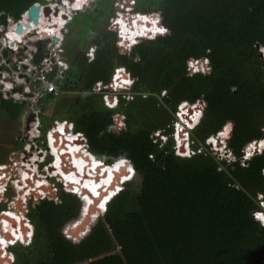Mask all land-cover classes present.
I'll return each instance as SVG.
<instances>
[{
    "label": "trees",
    "instance_id": "1",
    "mask_svg": "<svg viewBox=\"0 0 264 264\" xmlns=\"http://www.w3.org/2000/svg\"><path fill=\"white\" fill-rule=\"evenodd\" d=\"M36 2L46 0H0V12L18 20ZM114 2L100 0L93 11L74 15L71 24H82L84 47L52 114L47 104L55 96L39 100L45 103L41 130L45 135L54 120L72 122L104 163L129 161L140 187L123 186L135 174L128 178L133 169L125 161L115 164L122 188L89 233L73 240L64 228L78 218L82 200L56 182L57 199L30 203L36 221L30 236L28 223L22 221L20 230L10 224L14 241L25 237L15 264H264V226L254 217L261 209L258 195H264V0H135L132 11L118 14ZM122 15L136 19L124 25L135 36L146 17L148 36L126 41L118 31ZM204 58L209 71L191 74L189 60ZM120 66L133 81L123 92L133 97L121 92L111 95L115 103H106L108 95L93 87H106ZM199 102L200 122L178 130L179 107ZM0 106L16 119L26 102L9 97ZM158 130L165 140L155 137ZM175 132L191 140L190 156L176 152ZM211 136L226 140L235 159H219L207 144ZM254 141L261 152L243 160Z\"/></svg>",
    "mask_w": 264,
    "mask_h": 264
},
{
    "label": "rangeland",
    "instance_id": "2",
    "mask_svg": "<svg viewBox=\"0 0 264 264\" xmlns=\"http://www.w3.org/2000/svg\"><path fill=\"white\" fill-rule=\"evenodd\" d=\"M48 1L49 0H46V2H48ZM99 1L100 0H95L94 2H88V5H85L81 10H76L74 12V15L76 13H78V12H83V11H86V10L93 11L96 8V5H97V3ZM125 3H126L125 0H115L114 7L117 10V12H116L117 14L119 12H122L123 13V12H126V11H132V8H134L135 1H133V3L127 4V5H130V7H126L125 5H123ZM46 5L47 4H45V6ZM54 5H55V8H57V7H61V5H63V4L61 2H59L58 0H54ZM4 13L5 12H0V15H2ZM8 18H10V19H8ZM121 18H122V20H121ZM135 20L136 19H133V18H130V17L128 18L127 16L122 15L120 17V20H118V21L121 22V23L119 22L120 24H118L119 34L123 35V32L122 31H123L124 25L131 26L132 23L135 22ZM7 21H8V23H7L6 26L4 24H1V22H0V42L2 41L1 34H3L6 29L11 28L13 26L14 22H16L17 20L7 14ZM71 21H73V20H71ZM143 21L148 26V21L146 19H143ZM81 30H82V24H79V25H78V23L71 24V22L63 30V32H64V49H65L64 50L65 51L64 57L68 61H70V62H72V60L74 59L75 55L78 54L81 51V47L82 48L84 47L83 46L84 43L82 44V42H81V38H82L80 36L81 35ZM140 33L143 34V32H140ZM128 34L129 35L127 37L129 39H130L129 36L134 37V32L133 31H128ZM147 36L145 35V37H142V36H138V37L146 38ZM38 38H39L38 35L37 36H31L30 38H28V39H31V45L32 46H30V47L32 49H30V50H33V49L36 50L37 46L35 45V42L39 40ZM42 39H45V38H42ZM135 39L133 41H135ZM126 41H128V40H126ZM133 41H128V42H133ZM50 42H51V40L49 39V42H48L47 46L50 44ZM52 43H53V40H52ZM7 48H9V46L4 45L2 47V52L4 53V50L7 49ZM49 48H50V46L48 47V49ZM89 49H88V52H89ZM20 54H21V57L23 59L24 58L23 56L24 55L28 56L29 53H28L27 50H24ZM46 54H47V52L45 53V55ZM14 55H16L15 52L13 50H9V53L7 55V59L9 60V63H7V65L5 66V70L7 71L8 76L10 78H14V76H15V70H18V65H19V61L17 59H15V56ZM195 60H198V59H195ZM202 60H205V58L202 59ZM189 62H190V60H189ZM189 62H188V69H189V72H190ZM39 63H36V64H39ZM206 63L209 65V61H206ZM70 68L71 67H69L66 70L67 71L66 72V75L68 74ZM0 72H1V69H0ZM190 73L192 74V72H190ZM66 75H65V77H66ZM65 77L63 78V80L65 79ZM62 81H61V84H62ZM96 84L97 83H95V85L93 87V91L94 92H101V93H105L107 95H108V93H110V90H111V87L112 86H110L109 83H108V85H106V87H105V85L103 83V86H104V89L103 90H97ZM22 86H23V82L22 81L16 82V85H15L14 88H17V90L14 91V92L9 93V95L19 96L20 95V93H19L20 90H18V89L22 88ZM26 89L28 90V88H26ZM6 90L7 89H5V91ZM31 91H32V89L29 90L28 93H30ZM77 93L74 92L73 94L76 95ZM70 94H72V93H70ZM163 94H165V93L163 92ZM21 97H27V96L21 95ZM132 97H133V94H132V96H126L125 98L127 100H130V99H132ZM14 100L15 101H19V102L25 101L26 102V106H25V109L22 111V114L18 118H16V119L11 118L7 114V112L0 106V157L2 156V159H5V161H2L3 163H6V161H8V162L10 161V163L12 161H15L16 162V169L17 170H16V173L15 174H17V176L19 177L20 174H21V172H22V170H26V169H23V165L25 164L24 163L25 161H27V164H25L27 166L30 163H33L34 162L33 168H36V164H41L40 161H39L41 159L40 158L41 156L43 157L47 153V156L50 159V156H52V155L50 153V150L51 149L50 148L47 149V147H46V145H47V143H46L47 142L46 136L48 135V130L45 132V135H44L43 134V131L41 130L42 123L39 126V124L37 122H33L35 119H34V113L32 111L31 104L34 105V108L39 109L40 110V115H42L44 113V105H45V103L44 102L41 103L39 100L37 101V103H34L33 100H31V99H27V100H16V99H14ZM114 100H115V98H112L111 101H114ZM56 101L57 100H54L53 99V101H51V103H48L47 104V107L49 109V113H51V114H52V110L57 105V102ZM105 101H106V103H115L116 102V100L114 102H109L106 99V96H105ZM200 104H198V106L196 107V110L198 111V114H199V119H201L200 116L202 115V106ZM186 109H187V107H186ZM184 110H182L183 113H184ZM187 112H191V113H188L189 115L183 114L182 115L183 116V120L185 121L186 124L189 123V126L192 127V126L195 125L193 123V121H190V122H187V121H188V119L192 118V115H194V111H192L191 109H189V111H187ZM31 114H33V115H31ZM51 114L49 116H51ZM30 115H31L32 118L29 121V123L27 124V120H28V117ZM178 118L180 119V117H178ZM55 123H56V120L53 121V124L50 127H53L55 125ZM183 125H185V124H183ZM179 129H181L180 126H179L178 130ZM173 135H175V140H176V132ZM178 135H180V139L181 140H182V138H186L187 137V136H183L182 137V135H181L180 132H179ZM173 138H174V136H173ZM180 139H178V142H179ZM213 141L214 142L217 141L218 145H214L213 143H210L209 146H211V148H215L220 153L222 152L224 155L228 156V158H224V157H221V156H219L217 154V156L219 157V159H227L228 161L234 160L235 157L233 156V153L232 152H231V154H232L231 156H230V153H224L225 152V150L223 149L224 144L222 142L223 141L227 142L226 140H220L218 137H215V138H213ZM27 144H28V147H27V149H25V147H26ZM176 144H177V140H176ZM66 147H68V145H64V148L63 149L60 148L59 151H61V153L64 154L63 152L66 151V150H68V148H69V147L68 148H66ZM187 150H190V152H191L190 154H192V148H191L190 142H189L188 139H185V141L183 143V146L181 147V153L183 155H186V154H188V153L185 152ZM248 150H250L252 152V154H254L255 152H257V151L254 152L253 145H249L247 147L246 151H248ZM53 152H54V150H53ZM176 152H177V150H176ZM213 153L216 154L215 152H213ZM35 157L37 159H39V158L40 159L35 162V160H34ZM243 160H244V155H243ZM2 162H0V164H3ZM68 162L70 163V161H68ZM116 164H120V162L119 163H116ZM40 166H41L40 169L39 170H36V174L39 175V177L38 176H35L37 179H39V178L45 179V180H47L49 182V184L50 183H53V182H55V183L57 182L60 185L61 184L68 185L63 180L60 181V179H57V177H52L51 174H48L47 170L49 171L48 168L49 167L52 168V166L48 165L49 166V167L47 166L48 168L47 167H44V164H42ZM114 166H115V164H114ZM130 174L131 173H129L127 176H129ZM44 175H47L49 177L46 178ZM10 183L12 184V182H10ZM128 183H132L133 184V187L138 190L139 187H140L141 179H140V177L137 174H135V176L131 180L126 181L123 184V186H126ZM29 184H30V182H29ZM16 190H19V188H15L14 186H9V188L6 187V194H5V197H4V201L0 205V213H2L1 214L2 217H0V229H2L5 232L7 231L6 233L9 236V239L8 240H10L9 244L12 243L11 240H13V238H10V237L11 236L14 237L12 235L13 230L11 229L10 224H12L13 226H16L17 229L20 230V227L21 226H19V225H20V223L22 224V221H23V224H27L28 223V232H30V228L36 224V221L33 218L30 217V203L31 202H33L32 206H35L36 204H38L40 202L41 199H44V198H48V199L54 198L55 199L56 198V196L42 195V197H40L39 200H37L38 198L35 197V195H31V196H29V199H27L23 203L22 200H24V199L22 198V195L19 194ZM117 190H118V188H116V191ZM108 191H109V193H112V192H114V188L111 187V188L107 189V192ZM77 195L80 196L79 194H77ZM100 195L102 196V193H100ZM91 197L94 199L93 195H91ZM18 198H22V200L20 199V201H18ZM258 199L260 200V205H264V200H263V202H261V194L258 195ZM14 202H15V204H13ZM81 204L82 205L80 207L79 216L76 219L77 221L76 220H75V222L73 221V223H70L69 225H67L64 228L65 235L67 236V233H68V236H70L73 240H78L79 238L86 236L87 233H89L91 227L94 226L96 224V222L98 221V219H99V217H97L96 215L94 216V214H92L89 217V219L87 217V214L84 216V214H82L83 202H81ZM13 205H15L16 207L14 206L15 207L14 208ZM97 205L98 204H95L94 205V209H96L95 207H97ZM105 207H106V203L103 204V208L104 209H105ZM20 208L22 209V211L19 212V215L18 214L15 215V211L19 210ZM10 209H12L14 211V215H13V218L12 219L10 218L11 220L9 221V219L7 220L5 217L7 215H10V214L7 213V212H2V211L3 210H5V211H11ZM92 212H95V211L93 210ZM100 212L102 213V211H100ZM255 212L256 211H254V217H255L256 220H258L257 217H256V215H255ZM95 214H97V212ZM101 216H103V214ZM86 219H88V220H86ZM3 220H5L7 222H3ZM81 223L84 224L83 225V229H81V231H79L77 233V235H79V236H74L70 232V230L72 229V231H74L75 229L79 228V226H77V227H75V226L76 225H79ZM4 224H7L8 230H4L5 229L4 228ZM260 224L262 226H264V224H262L261 221H260ZM21 234H22V231H21ZM24 238H25L24 235H20L16 239V241L14 242V245H13V250L14 251L13 252L15 254V258H10L11 264H15L16 263V261H17V255L16 254H17L18 249L22 246L20 243L24 240ZM11 247H10V249H11ZM8 251H9V248H8ZM6 260L7 259H4L3 260V263Z\"/></svg>",
    "mask_w": 264,
    "mask_h": 264
},
{
    "label": "built area",
    "instance_id": "3",
    "mask_svg": "<svg viewBox=\"0 0 264 264\" xmlns=\"http://www.w3.org/2000/svg\"><path fill=\"white\" fill-rule=\"evenodd\" d=\"M125 1H126V3L123 5H125L126 7H130V5H127V4L133 3V1H135V0H125ZM64 2H65V0H64ZM39 4H41V3H39ZM46 6H50V8L52 9V12H50L49 15L44 14L45 4H41V19L43 18L45 20V22H47V23H49V22L52 23V20H54L53 16L55 15V9H56L55 5H54V0H49ZM59 8H61V7H59ZM66 10H67V12L65 11L66 16L65 15L63 16L61 14V16L64 17L63 22H64L65 26L67 23H69L70 20H72V16L74 15V11H71L70 8H67ZM60 13H61V11H60ZM27 14H28V10H26L21 15L22 16L21 19H18L16 22H14L13 26L11 28H9V32H6V34L10 38L9 40H13V38H11V36L9 34L15 33L16 35H20L21 37L18 38V44H14V43L12 44V42L8 41L7 39H5L4 37L1 36L2 41L0 42V67H1L0 68L1 69V72H0V88H1L0 90L1 91L0 92H2V93L4 92L3 94L5 95L6 98L13 96V98L16 100L31 99V100H33L34 103H37V101L42 96H46V95H50L52 97L55 96L54 98L56 99L57 96L60 95L61 92H63V90L61 89V81L63 80V78L66 75V72H67L66 70L70 67L69 61L64 57V53H65V51H64L65 50L64 49V32H63V30H59L58 32L51 34V35L48 32L47 35L44 36V35H42L40 28H38V26L33 24V22L29 19ZM8 19H10V18H8ZM29 21L32 23L31 27L26 26V24ZM18 23L23 24V32L25 31L24 34L17 32ZM30 31H31V33L29 34ZM37 35L39 36L38 39L49 38L51 40L50 44L47 46V48L49 46H50V48L48 49L47 54L45 55V57L42 59V61L39 64H36L33 62L34 53L37 52V48L35 47L36 50L35 49L30 50V49H32L30 47V46H32L31 42H30L31 39H28L31 36H37ZM55 35L58 36V41L56 43H52L53 37ZM4 45L9 46L15 52V54H16V55H14L15 59H17L19 61L18 70H15L14 81H8L7 80L9 76H8L7 71L5 70V66L7 65V63H9V60L7 59V57H5L3 55L2 47ZM24 50H27L29 54H28V56L24 55L23 56L24 58L22 59L20 53H22V51H24ZM88 53H89L90 59H93L94 54H95V47L94 46L90 47ZM189 66H190V71L192 73L197 72L200 69L206 70L205 66L199 60L191 61L189 63ZM20 81L23 82L22 88L19 89L20 95L19 96L9 95V93H10L9 91H11V89L16 85V82H20ZM132 82L133 81L127 77L126 69L124 67H121V66L117 67L114 70V72L112 74L111 81L109 83L110 86H112V87H111L110 93H108V101L114 102L116 100V97H115L114 101H111L112 100L111 95L123 92L125 88H127L129 85L132 84ZM26 88H28V90ZM96 88H97V90H103L104 86H103L102 82L97 83ZM5 89H7V90L5 91ZM31 89H32V91L30 93H28L29 90H31ZM21 95H24L27 97H21ZM123 95L124 96H131L130 94H127L125 92H123ZM200 105L202 106V103ZM31 106H32V111L34 113V119H35L33 122H37L40 126V124H41L40 110L34 108L33 104H31ZM186 107H187V109H186ZM180 108H181V110H184V109L186 111L189 110L186 103L182 104L180 106ZM60 125H63V130H61L59 128ZM66 126L69 127V130L65 129ZM56 133H59L58 136L55 135ZM74 133H75L76 137L79 136V138H80L81 143L79 145H82L81 149H88L87 137L82 132H75L74 124L72 122H69L66 120H60V121L56 120L55 125L48 129V134L50 136H52V144L55 146L56 150H59V148L63 149L64 145L71 146V144H72L73 146H75L76 144L73 143V141L69 139V136H72ZM253 145L257 146L256 141L253 143ZM27 147H28V144L26 145L25 149H27ZM259 150H261V147L259 148ZM254 152H255V148H254ZM60 153H61V151H60ZM40 158H39L40 160L37 159L36 157L34 158L35 162L39 160L41 163V164H36V169L38 168L39 165H42V164H44V167H47L48 165L51 166L52 161H54V159H53L52 161H50L48 163L45 155L43 157L41 156ZM24 163L27 164V161H25ZM25 164L23 165V168H26V170L28 172L32 173V175H33L34 162L30 163L28 166ZM64 165L66 166L67 163L64 162ZM16 170L17 169H16V162L15 161H12L11 163L9 161V162L0 164V176H1L0 178L5 176V179H10L11 181H14L15 184H18L19 183V177L17 176V174H15ZM48 174H51V173H48ZM44 176L46 178H48L47 175H44ZM66 183L70 184L68 182H66ZM50 186H51V189L53 190V192L56 193L57 192L56 190H58V189H57V185L55 184V182L50 183ZM42 195L43 194H41V197H42ZM55 199H57V194H56ZM2 200H3V197L0 196V202ZM13 204H15V202ZM14 206L15 205H13V207ZM1 214L2 213H0V216L2 217ZM4 239L8 240L5 236H4ZM8 241H10V240H8ZM6 264H8V263L6 262Z\"/></svg>",
    "mask_w": 264,
    "mask_h": 264
},
{
    "label": "bare ground",
    "instance_id": "4",
    "mask_svg": "<svg viewBox=\"0 0 264 264\" xmlns=\"http://www.w3.org/2000/svg\"><path fill=\"white\" fill-rule=\"evenodd\" d=\"M86 1L89 0H78L79 6L76 7L74 6L77 2V0H74L73 2H69V0L65 1L64 3H68L70 8H74V9H80L82 7L85 6ZM65 8L64 5H61V13L58 16V14L55 13V15L53 16L52 23L49 22H45V20L42 18L39 22L38 28H40V31L42 33V35L46 36L47 33L49 32L50 35L54 34L56 32H58L60 29L59 24L63 23V16L65 13ZM72 11V10H71ZM52 12V9H51ZM45 14V13H44ZM61 14L63 16H61ZM31 25H29L30 27ZM58 29V30H57ZM132 31V30H130ZM134 32V31H133ZM24 32H22L21 34H24ZM11 36V38H13V43L14 44H18V38L21 37L20 35H16L14 34H9ZM134 36H135V32H134ZM67 127V126H66ZM65 127V129H66ZM60 129H63V125H61ZM67 130V129H66ZM59 133H56L55 135L58 136ZM155 137H160V138H164L165 135L160 131H156L155 132ZM69 139L73 141V143H75L76 145L73 146L71 144V146H68L69 149L64 151L62 153H60L59 150H57L56 153V161L54 163V165L51 167H49V171L47 170L48 173H51L52 176L57 177V179L63 180L65 183H71V182H77L78 183L74 184V187L76 188L75 191H78V193H81V196H84V199L86 200V203H90V197L91 195H95L93 196L94 199V204L90 206V210L95 211L96 209H94V205L95 204H104L106 203V207L108 206V201H109V192H107V189L109 188H113V183L111 184V186H107L110 178L112 175L116 176L117 172H116V168L114 165H109L108 167L105 166V164L102 165V163L98 162V158L91 153L88 149H81L82 145H79L81 142L77 141L76 138L72 135L69 136ZM64 142V141H63ZM52 145V143H51ZM66 147V148H68ZM50 148V146H49ZM55 149V148H54ZM60 149V148H59ZM56 152V149H55ZM68 152V153H67ZM71 152V153H70ZM95 156V157H94ZM69 160L70 163L67 161ZM64 162L67 163V165H64ZM101 167H104L103 169V174L102 176L99 175L100 172V165ZM24 169V168H23ZM86 171H88L90 174H93V176H91L90 178H85L86 177ZM81 172H84V174L82 175ZM107 176V177H106ZM1 177V176H0ZM93 177V178H92ZM24 184L23 186H25L24 188H28L26 193H24V200L26 201L28 198L27 194H31V195H35L36 196V192L43 194V195H47L48 194V189H50V184L47 180L45 179H36L35 176L32 175V173L28 172L27 170H22L21 174H20V182H19V187L21 188L22 186L20 184H22L23 182ZM30 182V184H29ZM4 181L3 178L0 179V191L4 190V186L3 185ZM85 185H87V187H85ZM70 187H73L71 184H69ZM106 187V188H105ZM103 188H105L103 190ZM19 194L22 195V190H16ZM86 191H90L89 193H86ZM95 193V194H94ZM100 193H102V196L100 195ZM108 196V197H107ZM87 197V199H86ZM102 198V199H101ZM21 198H18V201H20ZM105 199V200H104ZM97 206L99 209V211H103V207ZM105 207V208H106ZM107 209V208H106ZM92 210V211H93ZM22 211V209L20 208L19 210L15 211V214L19 215V212ZM105 212V211H104ZM8 220V218H6ZM4 230H8L7 228V224H4ZM7 232V231H6ZM5 231H3L2 229H0V240H3V245L0 246V254L3 252L4 254L0 255V264H2V260H3V256H5V258L10 257V258H15V255L11 252V256H9V251L7 248L10 247V244L8 240L4 239V236L9 239L8 234ZM12 238V236L10 237ZM8 264H11L10 259H8L7 261Z\"/></svg>",
    "mask_w": 264,
    "mask_h": 264
},
{
    "label": "clouds",
    "instance_id": "5",
    "mask_svg": "<svg viewBox=\"0 0 264 264\" xmlns=\"http://www.w3.org/2000/svg\"><path fill=\"white\" fill-rule=\"evenodd\" d=\"M63 2H62V4L64 5V8H65V10L64 11H66L67 12V8H70L69 7V5H68V3H64V0H62ZM65 1H67V0H65ZM95 0H90V1H86V4L85 5H88V2H94ZM70 2V1H69ZM36 3H41V4H47L48 2H46V3H42V2H36ZM71 3V2H70ZM50 7V6H49ZM83 8V7H82ZM82 8H80L79 10H81ZM57 10H58V16L60 15V11H61V8H59V7H57L56 8ZM56 9H55V13H56ZM70 10H72V11H76L77 9H74L73 7L72 8H70ZM51 12V11H50ZM57 14V13H56ZM65 16H66V14L65 13H63ZM73 17H74V15L72 16V19H73ZM21 18H22V16H21ZM20 18V19H21ZM137 20H140V19H138L137 18ZM71 22V20L69 21V23ZM69 23H67L66 24V26L69 24ZM145 24V22H143V25ZM132 25H133V23H132ZM65 24H64V22L62 23V24H59V29L60 30H64L65 29ZM145 28H144V30H142L141 32H143V34H140V35H138V36H142V37H145V35L147 36L148 34V27H147V24H145V26H144ZM125 31V32H124ZM6 32H9V29H6L5 31H4V33L3 34H1V36L2 37H4V35H6L7 37L5 38V39H7L8 41H10V42H12V44H13V41L14 40H9L10 38H9V36L6 34ZM22 32H23V30H22ZM123 37L126 39V40H128V41H133L136 37L137 38H140V37H138V36H134V38L133 39H129L127 36L129 35L128 33H127V31L126 30H124V28H123ZM31 33V31L29 32V34ZM57 36V35H56ZM58 37V36H57ZM45 39H49V38H45ZM40 40V39H39ZM31 42V41H30ZM10 48V47H9ZM11 49V48H10ZM12 50V49H11ZM261 55H262V57H263V59H264V48H262L261 49ZM5 57H7V56H5ZM193 61V60H192ZM204 66H205V68H206V70H203V69H200V70H198V71H209V65L206 63V61H208V59L207 58H205V60H199ZM204 61V62H203ZM1 68V67H0ZM197 71V72H198ZM195 73V72H194ZM128 77V76H127ZM132 85V84H131ZM131 85H129L127 88H125L124 90H130L131 89ZM15 87V86H14ZM12 88L11 89V91H9L10 93L11 92H14L13 90L15 89V91L17 90V88ZM19 90V89H18ZM4 95V94H3ZM4 97H5V95H4ZM10 97H12L13 98V96H10ZM5 99H7L6 97H5ZM200 103V102H199ZM199 103H197V104H194V105H189V104H187V106H188V108L189 109H191L192 111H194V108L196 107V106H198V104ZM189 111V110H188ZM197 111V110H196ZM177 114H176V117H177V120H176V122H175V126H182V127H184V128H187V129H189V130H191V129H193L199 122H200V120L201 119H199L198 120V122L194 125V126H192V127H190L189 126V123H185V121L183 120V114H185V115H189V114H187V111L186 110H184V113L182 112V110H181V108L179 107V109H178V111L176 112ZM188 113H191V112H188ZM202 114H203V111H202ZM178 117H180V119L178 118ZM185 117V116H184ZM201 118H202V115L200 116ZM191 119V118H190ZM190 119H188V121L187 122H190ZM70 122V121H69ZM183 124H185V125H183ZM66 129L67 130H69V127L67 126L66 127ZM63 130V129H62ZM76 132V131H75ZM179 134V132H176V140H177V144H176V150H177V153L178 154H180V155H183L182 153H181V147L183 146V143H184V141L185 140H181L180 139V135H178ZM74 135H75V133H74ZM216 136H211V137H209L208 138V140H207V144H208V146L210 145V143H213L214 145H218V143H217V141L216 142H214L213 141V138H215ZM178 139H180L179 140V142H178ZM46 140H47V148H49V146H50V153H51V155L52 156H50V159H49V157L47 156V153H46V158H47V161H48V163L50 162V161H52L53 159H54V161H52V165L51 166H53L54 165V163H55V161H56V153H57V150H56V152L54 151L53 152V147L55 148V146L52 144L51 145V143H52V136H50L49 134L46 136ZM162 140H165V137L164 138H162ZM175 140V141H176ZM189 140V142H190V139H188ZM255 142V141H254ZM254 142H252V143H250L249 145H253V143ZM223 144H224V147H223V149L225 150V152L224 153H230V156L232 155L231 154V151H229L228 149H227V145H226V142L225 141H223L222 142ZM256 144H257V146H255V147H253V149L255 148V151H259V152H261V150H262V144L261 143H258L257 141H256ZM190 145H191V142H190ZM248 145V146H249ZM53 146V147H52ZM247 146V147H248ZM211 147V146H210ZM247 147H246V149H247ZM261 147V150H259V148ZM192 148V147H191ZM211 149H213L216 153H218L219 155H221V156H223V157H225V158H228V156H226V155H224L222 152L220 153L218 150H216L215 148H211ZM246 149H245V154H244V159L245 160H247V159H249L250 157H251V155H252V152H251V154H249L248 153V151H246ZM88 150H89V145H88ZM186 153H188V154H186L187 156H190L191 154V152H190V150H187V151H185ZM71 153V152H70ZM192 153H193V149H192ZM183 156H185V155H183ZM234 156V155H233ZM235 157V156H234ZM99 159V158H98ZM235 159V158H234ZM68 161V160H67ZM126 162V163H128V164H130L131 165V167H132V169H133V173H131L130 175H131V177L135 174V169H134V167H133V165L129 162V161H126V160H117V161H115V162H113L112 164H106V163H104L101 159H99L98 160V162H100V163H102V165L103 164H105V166H109V165H114V164H116V163H119V162ZM98 166H100V172H99V175L100 176H102V174H103V169H104V167H101V164L100 165H98ZM34 170H33V172L35 171V170H37L36 168H33ZM81 174L83 175L84 174V172H81ZM91 176H93V174H90L88 171H86V177L85 178H90ZM49 177V176H48ZM52 177H55V176H52ZM3 178V181H4V183H3V185H5L4 186V190L3 191H0V196H2L3 197V200L1 201V202H3L4 201V197H5V194H6V187H8L9 188V186H14L15 188H19L20 190H22V198L24 199V193H26V191H27V189L28 188H24L25 186H23V184H24V182L23 181H21V182H23L22 184H20L22 187L20 188L19 187V183L18 184H15V182L14 181H10V179H5V176H3L2 177ZM93 178V177H92ZM120 179V175L119 174H117L116 176H114V175H112L111 176V178H110V180H109V182H108V184L106 185V187L107 186H111V184L113 183L114 185H115V187L116 188H118V180ZM129 180V179H128ZM127 180V181H128ZM62 181V180H61ZM10 182H12V184L10 183ZM19 182H20V176H19ZM126 181H124L123 182V184L125 183ZM73 187H71V189H72V191L75 193V194H79L80 196V198H81V200H82V202H83V208H82V214H84V216L87 214L88 215V212H89V209H90V204H92V203H94V201L92 200L89 204L88 203H86V200L84 199V196L85 195H83V196H81V193H78V191H75L76 190V188L74 187V184H76L75 182H71L70 183ZM69 185V184H68ZM105 187V188H106ZM105 188H103V190L105 189ZM122 187H120V188H118V190L114 193V194H112L111 196L109 195V200L111 199V198H113V196L121 189ZM110 191V190H109ZM108 191V192H109ZM28 195V198H29V196H31V194H27ZM48 196H49V193L47 194ZM93 196H95V195H93ZM108 197V196H107ZM22 198H21V200H22ZM263 200H264V195H262L261 194V202H263ZM24 201L25 200H22V202L24 203ZM0 202V205L2 204ZM100 204V203H99ZM99 204L97 205V206H99ZM109 204V203H108ZM261 206V209L260 210H257L256 212H255V215H256V217H257V219L259 220V221H261L262 222V224H264V220H261V219H259L258 218V216H264V205H260ZM107 208H108V206H107ZM11 211H5V210H3V212H8L10 215H7L6 216V218L8 217V219H9V221L13 218V215H14V211L12 210V209H10ZM106 208H105V212H106ZM105 212H103L102 211V213H100L99 215H97V217H100L102 214H104ZM260 212L262 213V214H260ZM16 215V214H15ZM1 217V216H0ZM11 218V219H10ZM3 222H7V221H4L3 220ZM77 226V225H76ZM75 226V227H76ZM67 233V232H66ZM68 235V234H67ZM13 238V237H12ZM12 241V240H11ZM8 249V248H7ZM9 251H10V248H9ZM11 252L12 251H10L9 252V256L11 255ZM13 253V252H12ZM2 254H4L3 252L0 254V255H2ZM14 254V253H13ZM15 255V254H14ZM3 258V260L4 259H7L4 263L2 262V264H6V262L8 261V259H10V257H7V258H5V256H3L2 257ZM2 260V261H3Z\"/></svg>",
    "mask_w": 264,
    "mask_h": 264
},
{
    "label": "water",
    "instance_id": "6",
    "mask_svg": "<svg viewBox=\"0 0 264 264\" xmlns=\"http://www.w3.org/2000/svg\"><path fill=\"white\" fill-rule=\"evenodd\" d=\"M59 2H63L62 0H58ZM70 2H73L74 0H69ZM77 10H79V9H77ZM50 11H51V8L49 7V6H45V8H44V13L46 14V15H49V13H50ZM56 13L58 14V10L56 9ZM28 17H29V19L33 22V24L34 25H39V22H40V20H41V4H39V3H34L29 9H28ZM0 22H1V24H4L5 26L7 25V23H8V21H7V14L6 13H4V14H2V15H0ZM29 25H31L32 26V23L29 21L27 24H26V26L27 27H29ZM30 26V27H31ZM22 30H23V24L22 23H18V25H17V32L18 33H22ZM4 37L6 38L7 36L6 35H4ZM58 41V37L55 35L54 37H53V43H56ZM48 42H49V39H40V40H38V41H36L35 42V45L37 46V52L34 54V59H33V61L35 62V63H39L42 59H43V57L45 56V53L47 52V50H48V48H47V44H48ZM9 50H11L10 48H7V49H5L4 50V53H3V55L4 56H7L8 55V53H9ZM13 91H15V89L13 90ZM0 99L2 100V101H4L5 100V97H4V95H3V93L2 92H0ZM31 115H33V114H31ZM31 115L28 117V120H27V124L29 123V121L31 120ZM90 192V191H89ZM88 191H86V193H89ZM48 193H49V195L50 196H56V193H54L53 192V190L50 188V189H48ZM36 194V197L38 198L37 200H39V198L41 197V194L40 193H38V192H36L35 193ZM90 194V193H89ZM94 203H92V204H90L89 206H91V205H93ZM107 208V207H106ZM92 210H93V208H92ZM97 212V215H99L101 212L99 211V210H95V212H90L89 211V213H90V215L89 216H91L92 214H95ZM88 213V214H89ZM88 216V215H87ZM89 219V218H88ZM88 219H86V220H88ZM86 222V221H85ZM83 223H81V224H79V225H77V226H79V228H77V229H75L74 231H72V229L70 230V232L74 235V236H79V235H77V233L79 232V231H81V229H83ZM76 226V227H77Z\"/></svg>",
    "mask_w": 264,
    "mask_h": 264
},
{
    "label": "snow or ice",
    "instance_id": "7",
    "mask_svg": "<svg viewBox=\"0 0 264 264\" xmlns=\"http://www.w3.org/2000/svg\"><path fill=\"white\" fill-rule=\"evenodd\" d=\"M74 6H76V7L79 6L78 0H77L76 4ZM142 19H147V18L146 17H143ZM155 23H156V21H153V24H155ZM163 31H164L163 28H155L154 29V32L163 33ZM253 147H255V145H253ZM249 154H251V153H249ZM128 171L131 172V169L129 168ZM128 178H130V176ZM0 179H2V178H0ZM78 182L79 181H77L76 183H78ZM85 187H87V185H85ZM86 199H87V197H86ZM100 207H103V204L102 203L100 204ZM258 218L261 219V220H264V216H258ZM12 235L15 236V232H13ZM28 235L30 236L31 233L29 232ZM11 242L14 243L15 241L13 240ZM2 245H3V240H0V246H2Z\"/></svg>",
    "mask_w": 264,
    "mask_h": 264
},
{
    "label": "flooded vegetation",
    "instance_id": "8",
    "mask_svg": "<svg viewBox=\"0 0 264 264\" xmlns=\"http://www.w3.org/2000/svg\"><path fill=\"white\" fill-rule=\"evenodd\" d=\"M77 55V54H76ZM75 55V56H76ZM8 81H14V78H10V77H8V79H7ZM8 162V161H7ZM40 165L38 166V168H37V170H39L40 169ZM24 169H26V168H24ZM33 176H38L37 174H36V170L33 172ZM39 177V176H38Z\"/></svg>",
    "mask_w": 264,
    "mask_h": 264
},
{
    "label": "crops",
    "instance_id": "9",
    "mask_svg": "<svg viewBox=\"0 0 264 264\" xmlns=\"http://www.w3.org/2000/svg\"><path fill=\"white\" fill-rule=\"evenodd\" d=\"M57 30H58V29H57ZM69 63H70V67H71L72 62L69 61ZM54 100H57V98H56V99L54 98ZM4 101H5V100H4ZM4 101H2V100L0 99V102H4ZM60 127H61V125H60ZM60 127H59V128H60ZM73 136L76 138L77 141H79L78 138H77L74 134H73ZM79 142H80V141H79ZM1 162H2V161H1ZM6 162H7V161H6ZM2 163H3V162H2Z\"/></svg>",
    "mask_w": 264,
    "mask_h": 264
}]
</instances>
